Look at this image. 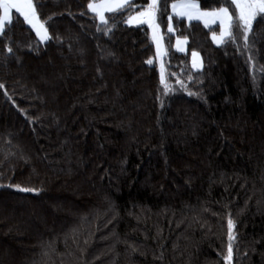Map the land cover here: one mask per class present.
Listing matches in <instances>:
<instances>
[{"label":"trees","instance_id":"16d2710c","mask_svg":"<svg viewBox=\"0 0 264 264\" xmlns=\"http://www.w3.org/2000/svg\"><path fill=\"white\" fill-rule=\"evenodd\" d=\"M94 1L33 0L46 41L16 11L0 34V264H264V22L216 45L158 0L161 83L125 23L149 0L107 25Z\"/></svg>","mask_w":264,"mask_h":264},{"label":"snow or ice","instance_id":"6c2138e0","mask_svg":"<svg viewBox=\"0 0 264 264\" xmlns=\"http://www.w3.org/2000/svg\"><path fill=\"white\" fill-rule=\"evenodd\" d=\"M134 4L135 0H131ZM224 5L218 9H214L210 12L200 11L195 0H178L177 3L171 5L176 16L187 17L189 21L204 19L205 27H209L211 24L219 25V35L213 31L212 39L214 42L219 44H224L227 42H236L237 33H239L244 41V47H249L250 35L253 32L254 24L258 22H264V0H221ZM129 0H96V2H90L88 4V9L96 14L102 24L107 25L108 18L105 17L104 13L116 14L125 10L129 7ZM10 8H15L20 16L23 17V22L36 32V35L41 38V40L49 39L47 36L44 25L39 22L37 17L33 0H0V34L7 31L9 25L13 24V17L10 15ZM158 11V0H151L147 5V8L135 12L134 15L130 14L125 23L132 24H148L149 27H154L156 25ZM17 17L16 19H18ZM209 18V19H205ZM171 20L172 17L170 16ZM99 30V29H98ZM173 30L171 23L169 24L168 31ZM111 31L108 28L105 31L107 35ZM154 39L156 37L154 36ZM181 42L178 41V45ZM9 52L12 51L11 48L8 49ZM157 51L158 54H163L160 52L159 41L157 40ZM197 53L193 52V63L192 67L195 69L197 67ZM148 64H152L153 61L149 59L146 61ZM191 79V77H189ZM165 82V76L163 72L161 73V83ZM177 83L183 87V82L177 80ZM2 87V86H0ZM170 86L165 85L166 91ZM194 95V93H189ZM19 191H33L32 189L18 188ZM229 228V256H231L232 245L231 240L233 223L231 220L228 222Z\"/></svg>","mask_w":264,"mask_h":264},{"label":"rangeland","instance_id":"374dc122","mask_svg":"<svg viewBox=\"0 0 264 264\" xmlns=\"http://www.w3.org/2000/svg\"><path fill=\"white\" fill-rule=\"evenodd\" d=\"M130 1V0H129ZM94 2H96V1H94ZM151 2V0H149V3ZM148 3V4H149ZM197 3V2H196ZM147 4V5H148ZM147 5L143 8V9H145V8H147ZM199 7V6H198ZM143 9H141V10H143ZM140 11V10H139ZM200 11H202V10H200ZM135 14V13H134ZM134 14H132V15H134ZM173 15V14H172ZM200 21V20H199ZM39 22L40 23H42L40 20H39ZM170 23H171V21H170ZM43 24V23H42ZM128 24V23H127ZM44 25V24H43ZM129 25H132V26H136V25H141V24H135V25H133V23L132 24H129ZM147 26H148V24H146ZM156 25L157 26H154V27H149L150 28V31H151V36H152V40H153V42H154V45H155V49H156V55H155V57L152 59V61L157 65V67H158V70H159V73H160V78H161V73L163 72V74H164V76H165V68H164V61H163V56H164V52H165V49H164V43H163V36H162V32H161V29H160V27L158 26V24L156 23ZM171 25H172V23H171ZM44 29L46 30V33H47V36L49 37V34H48V32H47V29H46V27L44 26ZM173 31V30H172ZM171 31V32H172ZM217 35H219L218 33H216ZM212 35H213V33H212ZM154 36L156 37V39H154ZM40 38V37H39ZM179 39H184V38H182V37H178ZM41 39V38H40ZM47 39H45V40H42V41H46ZM157 40L159 41V46H160V52L161 53H163L162 55L161 54H158V51H157ZM185 40V39H184ZM215 43V42H214ZM216 44V43H215ZM217 44H219V43H217ZM186 50V49H185ZM185 52V51H184ZM193 53V52H192ZM195 53H197V52H195ZM198 54V53H197ZM191 56H192V54H191ZM197 62L199 61V68H201V66H202V62H201V58H200V56H199V54L197 55ZM192 62H193V60H192ZM199 68H197V69H199ZM196 69V68H195ZM228 264H229V262H228Z\"/></svg>","mask_w":264,"mask_h":264},{"label":"crops","instance_id":"0c3cea01","mask_svg":"<svg viewBox=\"0 0 264 264\" xmlns=\"http://www.w3.org/2000/svg\"><path fill=\"white\" fill-rule=\"evenodd\" d=\"M178 2V0H175V1H173L171 4H170V13H171V15L173 14V16H176L175 15V12H174V10L172 9V7H171V5L173 4V3H177ZM195 2H197L196 0H195ZM197 5L199 6V9L200 10H202V11H207V12H210V11H212V10H205V9H202L201 7H200V5H199V3L197 2ZM214 10V9H213ZM9 11H10V13H11V11H16V9L15 8H10L9 9ZM17 12V11H16ZM19 13V12H18ZM94 13V12H93ZM106 13V12H105ZM104 13V14H105ZM20 14V13H19ZM177 17H179V16H177ZM181 18H184V19H186L187 21H189L188 20V18L185 16V17H181ZM205 19H209V18H205ZM192 21H199V20H192ZM199 22H201L204 26H205V23H204V19H201ZM209 23H210V19H209ZM135 24H137V23H133V25H135ZM213 26H218V30L216 31V33H218L219 34V25H218V22L216 23V24H211L210 23V26L209 27H213ZM208 27V28H209ZM169 28V27H168ZM40 39V38H39ZM185 39V38H184ZM179 39L178 37L175 39V41H174V48L177 50V51H179V52H184V51H186L185 49L187 48V40L185 39ZM211 39H212V34H211ZM41 40V39H40ZM42 41V40H41ZM178 41H180L181 43L178 45ZM212 41H213V39H212ZM213 43H214V41H213ZM216 43V45H218L217 44V42H215ZM214 43V44H215ZM192 60H193V56H191V63H193L192 62ZM198 60V59H197ZM202 62V61H201ZM197 68H199V61L197 62V67H196V69ZM200 69V68H199Z\"/></svg>","mask_w":264,"mask_h":264}]
</instances>
